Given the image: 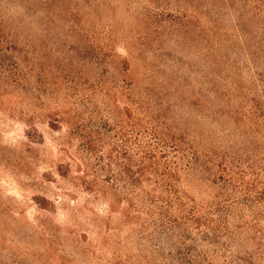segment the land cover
I'll return each instance as SVG.
<instances>
[{
    "label": "rangeland",
    "instance_id": "374dc122",
    "mask_svg": "<svg viewBox=\"0 0 264 264\" xmlns=\"http://www.w3.org/2000/svg\"><path fill=\"white\" fill-rule=\"evenodd\" d=\"M0 264H264V0H0Z\"/></svg>",
    "mask_w": 264,
    "mask_h": 264
}]
</instances>
